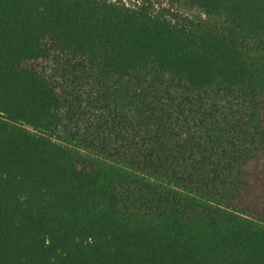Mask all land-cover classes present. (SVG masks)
I'll return each instance as SVG.
<instances>
[{
    "label": "trees",
    "instance_id": "16d2710c",
    "mask_svg": "<svg viewBox=\"0 0 264 264\" xmlns=\"http://www.w3.org/2000/svg\"><path fill=\"white\" fill-rule=\"evenodd\" d=\"M166 1L0 0V264H264V0Z\"/></svg>",
    "mask_w": 264,
    "mask_h": 264
},
{
    "label": "rangeland",
    "instance_id": "374dc122",
    "mask_svg": "<svg viewBox=\"0 0 264 264\" xmlns=\"http://www.w3.org/2000/svg\"><path fill=\"white\" fill-rule=\"evenodd\" d=\"M154 2L158 6H168V2L166 0H154ZM127 4L132 5L130 3ZM180 12L183 13L185 16H198L200 14V11L198 9L188 10V9H180ZM203 16V15H202Z\"/></svg>",
    "mask_w": 264,
    "mask_h": 264
}]
</instances>
